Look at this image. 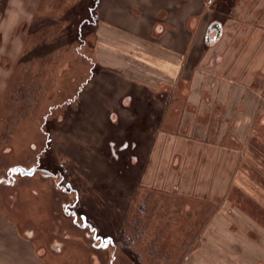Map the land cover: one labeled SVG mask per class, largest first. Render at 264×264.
<instances>
[{"label": "rangeland", "instance_id": "obj_1", "mask_svg": "<svg viewBox=\"0 0 264 264\" xmlns=\"http://www.w3.org/2000/svg\"><path fill=\"white\" fill-rule=\"evenodd\" d=\"M91 5L39 1L26 27V0H0V264L200 260L193 250L204 220L187 208L201 205L178 193L179 158L169 161L167 150L138 154L144 127L133 108L122 114L105 107L126 92L112 84L118 76L97 75ZM14 7L22 17L16 25ZM128 95L133 106L144 101L129 87ZM164 96L150 92L147 99ZM164 110L150 108V124ZM250 177L258 184L263 173ZM229 197L244 201L238 189Z\"/></svg>", "mask_w": 264, "mask_h": 264}, {"label": "crops", "instance_id": "obj_2", "mask_svg": "<svg viewBox=\"0 0 264 264\" xmlns=\"http://www.w3.org/2000/svg\"><path fill=\"white\" fill-rule=\"evenodd\" d=\"M39 1L26 0V27ZM88 13L97 75L118 76L112 84L126 92L105 107L134 109L145 129L138 154L179 158L178 193L201 205L187 208L204 220L193 250L201 259L184 264H264V191L253 189L264 187V0H92ZM128 87L144 101L133 106ZM150 92L164 100L151 102Z\"/></svg>", "mask_w": 264, "mask_h": 264}]
</instances>
